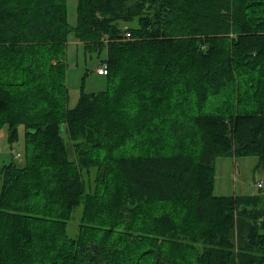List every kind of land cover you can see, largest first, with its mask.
Returning <instances> with one entry per match:
<instances>
[{
	"label": "trees",
	"instance_id": "obj_1",
	"mask_svg": "<svg viewBox=\"0 0 264 264\" xmlns=\"http://www.w3.org/2000/svg\"><path fill=\"white\" fill-rule=\"evenodd\" d=\"M69 31L66 0H0V128L25 130L0 264H264V189L214 194L217 157L264 166V0H79L108 72L73 108Z\"/></svg>",
	"mask_w": 264,
	"mask_h": 264
},
{
	"label": "rangeland",
	"instance_id": "obj_2",
	"mask_svg": "<svg viewBox=\"0 0 264 264\" xmlns=\"http://www.w3.org/2000/svg\"><path fill=\"white\" fill-rule=\"evenodd\" d=\"M78 1L66 0L67 18L70 31L67 40V87L69 91L68 108L78 103L81 92L99 93L107 89L106 77L98 74V69L106 59V51L90 52L79 42L75 28L78 24ZM19 136L14 142L9 140L7 127L0 128V169L4 165L16 163L23 165L24 159V127L18 128ZM22 155L15 158L12 151ZM72 152V147L69 145ZM256 156H220L215 160L214 194L218 196L248 195L258 191V181L264 182V166L258 167ZM1 189V182H0ZM80 212V211H79ZM77 222L70 224L71 235L77 234Z\"/></svg>",
	"mask_w": 264,
	"mask_h": 264
},
{
	"label": "built area",
	"instance_id": "obj_3",
	"mask_svg": "<svg viewBox=\"0 0 264 264\" xmlns=\"http://www.w3.org/2000/svg\"><path fill=\"white\" fill-rule=\"evenodd\" d=\"M107 72H108V65H107V63H103L101 65V67L98 69V74L99 75H106ZM12 154L15 156V158H19V159L22 158V155L20 153L16 152L15 150L12 151ZM257 187L260 189H264V182L262 180L258 181Z\"/></svg>",
	"mask_w": 264,
	"mask_h": 264
}]
</instances>
